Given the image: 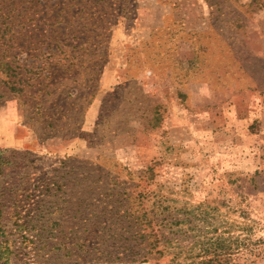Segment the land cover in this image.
<instances>
[{"label":"rangeland","instance_id":"1","mask_svg":"<svg viewBox=\"0 0 264 264\" xmlns=\"http://www.w3.org/2000/svg\"><path fill=\"white\" fill-rule=\"evenodd\" d=\"M0 264H264V0H0Z\"/></svg>","mask_w":264,"mask_h":264},{"label":"trees","instance_id":"2","mask_svg":"<svg viewBox=\"0 0 264 264\" xmlns=\"http://www.w3.org/2000/svg\"><path fill=\"white\" fill-rule=\"evenodd\" d=\"M20 50H23L24 47H20ZM20 61V60H18ZM71 64V63H70ZM3 71L7 73V77L5 78V80L3 81L5 84V87L7 88L6 90L10 93H14L15 95H17V97L22 96L27 94L28 92L27 89L32 88V86L34 85V82L31 83L30 81H34L35 79V71L37 70H43L44 68H42L41 66H34V64L32 62H30V68H26L28 67V65L26 64L25 66H23L21 68V70H19V72H17V70L19 69L18 67H20V63H18V66H12L11 62H3ZM28 71L31 72L33 71L32 75H28ZM52 74L49 75L48 77H45L47 79H51ZM60 80H62V78H59ZM52 85V84H51ZM69 94H71V91L69 92ZM13 94V95H14ZM23 105H26L28 103L27 102H22Z\"/></svg>","mask_w":264,"mask_h":264}]
</instances>
